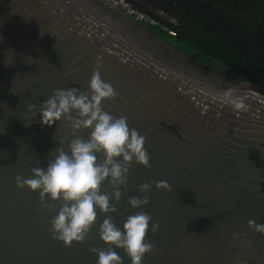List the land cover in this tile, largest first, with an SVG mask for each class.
Returning <instances> with one entry per match:
<instances>
[{
	"label": "water",
	"instance_id": "1",
	"mask_svg": "<svg viewBox=\"0 0 264 264\" xmlns=\"http://www.w3.org/2000/svg\"><path fill=\"white\" fill-rule=\"evenodd\" d=\"M189 1L204 4L224 35L264 58L249 38L228 32L204 0ZM93 71L116 92L101 107L145 137L149 166L133 159L119 201L110 200L116 210L98 213L84 241L65 246L50 232L63 202L46 196L52 207L38 210V190L17 187L15 176L31 177L57 147L68 151L69 140L88 138L90 128L73 130L63 117L42 126L38 111L54 89L87 94ZM226 92L243 98L245 108L225 103ZM158 180L170 189H156ZM100 191L111 196L114 187L105 180ZM133 196L149 203L133 209ZM139 211L159 225L153 234L149 224L146 239L155 247L143 264H264V235L247 225L264 223V88L212 67L106 0H0V264H96L93 247H112L130 264L122 248L100 240L98 227L105 215L120 227Z\"/></svg>",
	"mask_w": 264,
	"mask_h": 264
},
{
	"label": "clouds",
	"instance_id": "2",
	"mask_svg": "<svg viewBox=\"0 0 264 264\" xmlns=\"http://www.w3.org/2000/svg\"><path fill=\"white\" fill-rule=\"evenodd\" d=\"M116 92L112 85L103 80L98 71H93L88 81V92L85 94L76 88L54 89L47 99L41 101L38 111L42 126H51L62 117L71 123L73 130L90 128L88 138L79 136L68 141L65 151L63 147L55 149V155L45 167H33L31 177L15 176L17 187H27L31 191L38 190L40 209H50L52 205L45 203V197L51 201H62L55 216L50 220L52 237L70 246L72 242L82 243L90 227L96 223L98 213L114 212L119 201V186L126 182L128 164L135 160L145 167L149 166V157L144 147L145 137L128 126L125 116L114 117L105 112L101 102L106 98H114ZM224 102L233 109H244L243 98L224 94ZM35 105L28 104V111L36 115ZM75 112L76 116L70 113ZM28 123H31L29 121ZM103 154V159L98 158ZM107 180L114 187L111 196L100 191ZM148 183L139 185L141 192L149 189ZM156 189L169 190L167 181L155 182ZM128 205L140 208L149 203V197H130ZM151 222L153 234L159 228L157 222L144 211L127 216L120 227L112 222V217L105 215L99 223L98 236L101 241L122 248L129 258L130 264H143L146 253L152 252L154 244L146 239ZM249 229L264 235V223L248 220ZM239 234L234 233L235 240ZM248 247H252L251 243ZM96 254V264H123L122 258L113 250L91 248ZM234 264H240L239 260Z\"/></svg>",
	"mask_w": 264,
	"mask_h": 264
},
{
	"label": "trees",
	"instance_id": "3",
	"mask_svg": "<svg viewBox=\"0 0 264 264\" xmlns=\"http://www.w3.org/2000/svg\"><path fill=\"white\" fill-rule=\"evenodd\" d=\"M206 1L229 32L249 38L264 54V0ZM185 6V10L179 13L181 27L200 42L178 33L176 43L192 44L212 67L264 88V59L254 52L251 45L226 37L200 4L185 3ZM199 26L202 29H197ZM152 29L160 36L172 38Z\"/></svg>",
	"mask_w": 264,
	"mask_h": 264
},
{
	"label": "flooded vegetation",
	"instance_id": "4",
	"mask_svg": "<svg viewBox=\"0 0 264 264\" xmlns=\"http://www.w3.org/2000/svg\"><path fill=\"white\" fill-rule=\"evenodd\" d=\"M126 1V0H125ZM138 3V6H144L147 10H150V13H143L141 11L138 10L137 7H135L131 2V4L129 3V5L136 10L137 12L142 13L144 16H146L149 19H152L156 22V24H151L150 26H156L158 27V31L160 30V32H162L164 35H168L171 36V38H168L167 36H162L164 37L166 40L170 41L171 43H173L174 45L178 46L179 48L191 53L192 55H194L195 57L203 60L204 62L208 63L207 61H205L202 57H201V52L198 51V49L195 48V46H193L192 44H188L186 42L180 41L179 43H176L178 41V39L176 40V36L178 33H181L184 37L186 38H192V40H194L195 42L199 43L200 40L193 34H189L187 31H185L182 27H181V18H180V11L183 12L186 8L185 3H190V4H200L203 8V10L205 11V13L213 20V22L218 26L217 22L208 14V12L205 9L204 4L199 3V2H190L189 0H173L171 2H167L164 5H160V4H156L152 1L149 0H135ZM206 5L209 7L208 3L206 0H204ZM181 8H178V7ZM178 8V9H177ZM210 11L219 19V17L211 10V8L209 7ZM191 11H193V9L191 8ZM153 16L156 17H161L163 18L167 23H169V26H166L165 24L158 22L156 19L153 18ZM219 21L222 23V21L219 19ZM222 25L224 26V24L222 23ZM197 26V25H195ZM225 27V26H224ZM153 28V27H152ZM202 29V27H197V29ZM219 28V26H218ZM226 28V27H225ZM220 29V28H219ZM226 30L229 32V30L226 28ZM155 31V30H154ZM170 31H172L173 33H171ZM223 33V32H222ZM231 33V32H230ZM233 34V33H231ZM237 35V34H234ZM226 36V35H225ZM240 36V35H239ZM227 37V36H226ZM230 38V37H228ZM232 39V38H231ZM235 40V39H234ZM253 43V42H252ZM186 44V45H185ZM185 45V46H184ZM255 45V44H254ZM256 46V45H255ZM252 47V46H251ZM257 47V46H256ZM258 48V47H257ZM259 49V48H258ZM254 50V49H253ZM260 50V49H259ZM261 51V50H260ZM255 52V50H254ZM256 53V52H255ZM262 53V51H261ZM257 54V53H256ZM258 55V54H257ZM262 55L264 56V54L262 53ZM259 56V55H258ZM260 57V56H259ZM261 58V57H260ZM264 59V58H262Z\"/></svg>",
	"mask_w": 264,
	"mask_h": 264
},
{
	"label": "built area",
	"instance_id": "5",
	"mask_svg": "<svg viewBox=\"0 0 264 264\" xmlns=\"http://www.w3.org/2000/svg\"><path fill=\"white\" fill-rule=\"evenodd\" d=\"M107 2H109L110 4L117 6L118 8L122 9L123 11H125L127 14H129L130 16H132L134 19L141 21V22H145L149 25L151 24H156V22L152 19L147 18L146 16H144L142 13L137 12L136 10H134L128 2H126L125 0H106ZM171 33H173L172 31H170Z\"/></svg>",
	"mask_w": 264,
	"mask_h": 264
},
{
	"label": "rangeland",
	"instance_id": "6",
	"mask_svg": "<svg viewBox=\"0 0 264 264\" xmlns=\"http://www.w3.org/2000/svg\"><path fill=\"white\" fill-rule=\"evenodd\" d=\"M153 28H155V29H157V30H158V27H156V26H154ZM168 38H170V37H168ZM171 39H172V38H171ZM185 45H186V44H185ZM185 45H184V46H185Z\"/></svg>",
	"mask_w": 264,
	"mask_h": 264
}]
</instances>
